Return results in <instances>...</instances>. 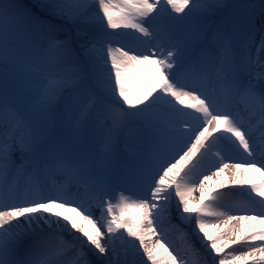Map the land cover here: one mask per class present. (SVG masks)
Listing matches in <instances>:
<instances>
[{
    "label": "snow or ice",
    "instance_id": "1",
    "mask_svg": "<svg viewBox=\"0 0 264 264\" xmlns=\"http://www.w3.org/2000/svg\"><path fill=\"white\" fill-rule=\"evenodd\" d=\"M160 250L264 264V0H0V264Z\"/></svg>",
    "mask_w": 264,
    "mask_h": 264
},
{
    "label": "bare ground",
    "instance_id": "2",
    "mask_svg": "<svg viewBox=\"0 0 264 264\" xmlns=\"http://www.w3.org/2000/svg\"><path fill=\"white\" fill-rule=\"evenodd\" d=\"M205 174L207 175L208 173H205ZM223 177H230V172L225 171V172L222 174V177H221V178H223ZM216 180H217V177L213 176L212 179H211L210 181H206V184H208V185H214L215 182H216ZM242 187H246V185H231L230 183H228V184L225 185V187L222 188V189H221V188H217L216 190H217V191H220V192L222 193V198H221V200H220V204H221V205H224V204H230V203H232L233 201H237V200L242 199V193H240V192H238V191H236V192L238 193L237 196L234 195V194H232V193H229V192H230L229 189H233V188H242ZM226 191H229V192H226ZM198 198H199V192H194V193H193V196L189 197V200H190L192 203L195 204V203L197 202ZM205 202H207V201H205ZM97 214H98V213H97ZM230 214H232V215H238V214H240V213H235V212H233V213H230ZM173 222L175 223L176 221H173ZM212 222L215 223L214 220H213ZM238 225H239V222H237V226H238ZM84 226H85V228H89V227H90L89 225H87L86 222H85ZM165 227H167V225H165ZM211 231H212V232H215L216 229H212ZM168 238H169L170 240L174 241L177 247H179V246L181 245V241L178 239V236H177V234H176L175 232L170 231V232L168 233ZM152 244H153V246H155V239H154V238L152 239ZM138 246H139V242L137 241V247H138ZM141 255H142V250H141ZM157 255H159V256L161 257V259H159V260L157 261V264H167V259H168V258H167V256H165V255L163 254V251H162V250H160V251L157 253ZM145 260H146V258H145ZM148 264H150V262H148Z\"/></svg>",
    "mask_w": 264,
    "mask_h": 264
},
{
    "label": "rangeland",
    "instance_id": "3",
    "mask_svg": "<svg viewBox=\"0 0 264 264\" xmlns=\"http://www.w3.org/2000/svg\"><path fill=\"white\" fill-rule=\"evenodd\" d=\"M117 31H120V30L118 29ZM125 31H131V30L129 29V30H125ZM124 39H125V41L127 42V40L130 39V38L125 37ZM258 42H259V39L257 38V43H258Z\"/></svg>",
    "mask_w": 264,
    "mask_h": 264
}]
</instances>
